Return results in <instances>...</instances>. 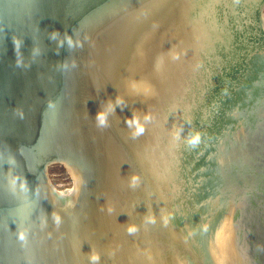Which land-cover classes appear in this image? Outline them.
<instances>
[{
    "label": "water",
    "instance_id": "1",
    "mask_svg": "<svg viewBox=\"0 0 264 264\" xmlns=\"http://www.w3.org/2000/svg\"><path fill=\"white\" fill-rule=\"evenodd\" d=\"M0 264H264V0H0Z\"/></svg>",
    "mask_w": 264,
    "mask_h": 264
},
{
    "label": "rangeland",
    "instance_id": "2",
    "mask_svg": "<svg viewBox=\"0 0 264 264\" xmlns=\"http://www.w3.org/2000/svg\"><path fill=\"white\" fill-rule=\"evenodd\" d=\"M48 175L51 185L59 191L69 190L73 187L70 174L62 165H51L48 168Z\"/></svg>",
    "mask_w": 264,
    "mask_h": 264
},
{
    "label": "bare ground",
    "instance_id": "3",
    "mask_svg": "<svg viewBox=\"0 0 264 264\" xmlns=\"http://www.w3.org/2000/svg\"><path fill=\"white\" fill-rule=\"evenodd\" d=\"M50 181V180H49ZM51 184V183H50ZM52 186V185H51ZM53 187V186H52ZM53 189L57 192V193H59V194H61V195H70L71 194V192L73 191V187L71 188V189H69V190H65V191H59V190H57V189H55V187H53Z\"/></svg>",
    "mask_w": 264,
    "mask_h": 264
},
{
    "label": "clouds",
    "instance_id": "4",
    "mask_svg": "<svg viewBox=\"0 0 264 264\" xmlns=\"http://www.w3.org/2000/svg\"><path fill=\"white\" fill-rule=\"evenodd\" d=\"M95 258V257H94Z\"/></svg>",
    "mask_w": 264,
    "mask_h": 264
}]
</instances>
